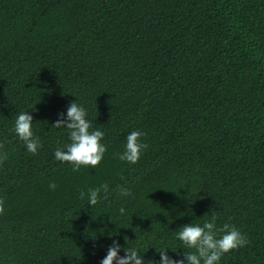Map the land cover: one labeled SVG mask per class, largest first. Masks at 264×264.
I'll list each match as a JSON object with an SVG mask.
<instances>
[{"label": "trees", "instance_id": "trees-1", "mask_svg": "<svg viewBox=\"0 0 264 264\" xmlns=\"http://www.w3.org/2000/svg\"><path fill=\"white\" fill-rule=\"evenodd\" d=\"M74 101L107 146L77 172L54 158ZM212 215L248 241L220 264H264V0H0V264H100L113 239L182 258L175 231Z\"/></svg>", "mask_w": 264, "mask_h": 264}, {"label": "clouds", "instance_id": "clouds-1", "mask_svg": "<svg viewBox=\"0 0 264 264\" xmlns=\"http://www.w3.org/2000/svg\"><path fill=\"white\" fill-rule=\"evenodd\" d=\"M87 116L86 107L74 101L69 103L66 113H58V119L53 124L57 128L67 129L70 141L55 149L54 158L60 162H67L73 172L79 171L82 167L96 168L107 151V146L103 142L104 132L99 128L90 130L91 122ZM32 126L33 117L29 111H20L16 115L13 130L17 138L24 143L26 150L35 155L42 145L39 138L34 135ZM144 136L145 133L141 130L129 132L123 150L118 153L119 160L128 164L137 163L148 147L142 139ZM49 187L54 189L56 186L53 183ZM107 187L104 184L90 188L87 194L81 191L80 198L84 199L87 195L88 205L92 207L98 203L101 190L107 191ZM120 195L129 196L131 191L121 186ZM119 213L124 214L125 208L120 207ZM175 238L181 242L183 248L193 251H183L182 258H173L168 254V249L156 251L159 260H151L152 264H220L224 254L248 243L246 235L234 225L224 223L222 228H218L215 215L203 224L191 222L183 225L175 231ZM125 249L113 239L107 246L106 254L100 260V264H145L144 254H140L137 247ZM121 250L124 255H120Z\"/></svg>", "mask_w": 264, "mask_h": 264}]
</instances>
